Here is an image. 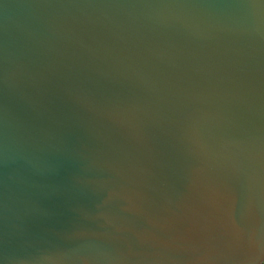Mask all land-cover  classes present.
Returning a JSON list of instances; mask_svg holds the SVG:
<instances>
[{
    "label": "water",
    "instance_id": "water-1",
    "mask_svg": "<svg viewBox=\"0 0 264 264\" xmlns=\"http://www.w3.org/2000/svg\"><path fill=\"white\" fill-rule=\"evenodd\" d=\"M264 0H0V264H263Z\"/></svg>",
    "mask_w": 264,
    "mask_h": 264
},
{
    "label": "crops",
    "instance_id": "crops-1",
    "mask_svg": "<svg viewBox=\"0 0 264 264\" xmlns=\"http://www.w3.org/2000/svg\"><path fill=\"white\" fill-rule=\"evenodd\" d=\"M264 264V263H263Z\"/></svg>",
    "mask_w": 264,
    "mask_h": 264
}]
</instances>
